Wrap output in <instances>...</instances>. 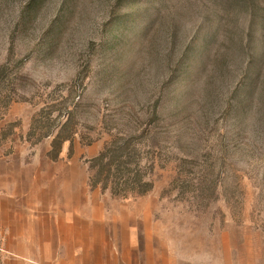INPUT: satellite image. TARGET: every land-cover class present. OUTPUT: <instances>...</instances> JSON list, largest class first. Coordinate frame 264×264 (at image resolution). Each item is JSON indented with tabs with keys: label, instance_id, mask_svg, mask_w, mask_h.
Listing matches in <instances>:
<instances>
[{
	"label": "rangeland",
	"instance_id": "1",
	"mask_svg": "<svg viewBox=\"0 0 264 264\" xmlns=\"http://www.w3.org/2000/svg\"><path fill=\"white\" fill-rule=\"evenodd\" d=\"M2 67L0 264H264V0H0Z\"/></svg>",
	"mask_w": 264,
	"mask_h": 264
},
{
	"label": "trees",
	"instance_id": "2",
	"mask_svg": "<svg viewBox=\"0 0 264 264\" xmlns=\"http://www.w3.org/2000/svg\"><path fill=\"white\" fill-rule=\"evenodd\" d=\"M120 1L125 2L127 0H117V2ZM117 20L125 21L124 17H117ZM204 40H206V38ZM0 73H4L3 67ZM261 79L264 83V74L261 75ZM252 81L254 82V79H252ZM46 137H52L51 150L48 156L51 160H56L60 153L61 143L70 139L69 137L61 135V129L55 131V134H46ZM125 149V144L115 145L113 143L110 146H105L96 156L88 161V167L91 172L88 181L90 187H100L101 189L111 188L110 190H113V193H117L116 187H118V181L120 179L123 184H125L124 190H131L137 194H143L151 187V183L143 181L141 175H139L136 170L130 169V166L136 167V164L132 165L131 161H120L121 157L119 156V152L121 155ZM121 196L126 197L127 195L123 194Z\"/></svg>",
	"mask_w": 264,
	"mask_h": 264
}]
</instances>
